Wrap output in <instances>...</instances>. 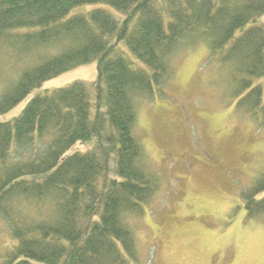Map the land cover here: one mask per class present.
Here are the masks:
<instances>
[{"label": "trees", "instance_id": "trees-1", "mask_svg": "<svg viewBox=\"0 0 264 264\" xmlns=\"http://www.w3.org/2000/svg\"><path fill=\"white\" fill-rule=\"evenodd\" d=\"M122 13V18L103 7ZM264 0H0V56L22 65L1 82L0 116L33 88L96 63V78L36 95L0 119V264H139L131 224L159 180L133 130L140 99L206 46L249 121L264 126ZM250 25V26H248ZM123 47L146 65H134ZM77 142L91 146L66 152ZM264 218V170L242 192Z\"/></svg>", "mask_w": 264, "mask_h": 264}, {"label": "rangeland", "instance_id": "rangeland-1", "mask_svg": "<svg viewBox=\"0 0 264 264\" xmlns=\"http://www.w3.org/2000/svg\"><path fill=\"white\" fill-rule=\"evenodd\" d=\"M93 7L123 16L105 4L83 6ZM254 24H264V13ZM212 57L204 45L182 52L172 79L136 104L133 132L159 180L144 213L131 224L139 264H264V218L246 219L242 200L264 170V126L248 120L228 71ZM21 67L0 56V83ZM95 78V62L63 72L33 88L0 119L19 115L36 95ZM254 80L264 85V76ZM90 146L77 142L66 153ZM0 241H11L4 228Z\"/></svg>", "mask_w": 264, "mask_h": 264}]
</instances>
